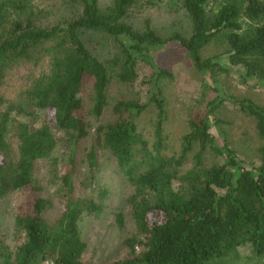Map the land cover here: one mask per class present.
<instances>
[{
  "label": "trees",
  "instance_id": "obj_1",
  "mask_svg": "<svg viewBox=\"0 0 264 264\" xmlns=\"http://www.w3.org/2000/svg\"><path fill=\"white\" fill-rule=\"evenodd\" d=\"M154 6L181 11L185 30L161 35L150 17L130 21L132 10ZM170 42L184 48L202 83L201 109L186 115L174 144L159 86L172 75L151 56ZM211 42L224 49L203 57ZM16 64L38 71L16 100L0 92V202L23 193L16 243L0 241L1 264H87L80 223L102 206L79 193L74 178L85 165L80 185L88 180L104 194L95 178L100 151L133 187L134 230L126 254L110 264H264V144L252 158L239 155L219 115L228 101L264 137V104L217 85L220 74L236 71L242 84L264 86V0H60L47 9L39 0H0V91ZM139 64L152 70L146 100L112 98V82L133 83ZM207 90L215 95L206 98ZM151 107L156 119L146 135L140 122ZM36 113L44 123L32 126Z\"/></svg>",
  "mask_w": 264,
  "mask_h": 264
},
{
  "label": "rangeland",
  "instance_id": "obj_2",
  "mask_svg": "<svg viewBox=\"0 0 264 264\" xmlns=\"http://www.w3.org/2000/svg\"><path fill=\"white\" fill-rule=\"evenodd\" d=\"M101 1L106 4L109 0ZM169 1L173 0H159V4L164 6ZM59 2L60 0H39V6L47 9ZM130 15V21L134 25H138V23L141 25L144 17H150L151 25L161 35H167L173 31L183 32L187 27V18L181 11L165 13L163 9L157 10V7L154 6L148 10H132ZM133 17L135 20H132ZM223 49L224 46L221 43L211 42L202 50V55L203 57L211 56ZM111 50L110 48L105 50L106 56L110 54ZM151 56L156 66L168 70L172 75V77L161 80L159 86L162 89V95L165 97L164 131L174 144L178 142L181 134L187 129L186 115L201 107L200 104L196 105V100L200 96L201 75L189 61L184 48L177 42H170L158 47L151 52ZM37 71L38 69L30 68L25 64H16L9 69L0 91L5 100H16L18 94L24 89L28 76H32ZM137 73V78L133 83L112 82L109 89L110 96L112 98L138 96L146 100L152 70L146 64H139ZM217 85L230 95L248 97L259 104H264V86L254 85L251 81L248 84H242L236 71L220 74ZM90 92L91 88L88 86L83 93L86 106L90 105ZM214 95L215 92L207 90L206 98H212ZM219 115L225 121L222 130L228 145L235 149L239 155L248 159L256 155L257 147L264 144V137L257 135L254 120L241 113L228 101L220 109ZM35 116L34 120L30 121L31 125H42L45 119L44 114L36 113ZM155 119L153 107L142 115L140 123L145 126L143 132L146 135L151 133ZM98 162L95 178L99 187H103L104 194L98 196V188L94 190L93 185L88 180L84 186L80 185L79 180L84 179L83 173H86L82 161V170L77 172L74 179L79 193L94 194L102 206L100 212L85 216L80 223L81 233L87 244L84 254L85 261L87 264H110L126 254L127 247L124 244V239L130 236L134 230L130 215L131 207L127 201L133 187L122 174L117 172L108 151H100ZM44 182L42 181V185ZM43 189L45 195H50V191L46 188ZM21 202H23V193L21 192L10 193L0 202V241L9 247H13L16 243L17 229L14 226V219L17 206ZM55 204L57 210H60L62 203L55 200ZM118 214H121L123 218L121 225H119L117 218Z\"/></svg>",
  "mask_w": 264,
  "mask_h": 264
}]
</instances>
